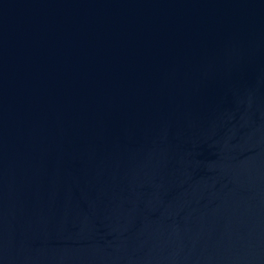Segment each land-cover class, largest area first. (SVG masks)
<instances>
[{
	"label": "water",
	"instance_id": "95a60500",
	"mask_svg": "<svg viewBox=\"0 0 264 264\" xmlns=\"http://www.w3.org/2000/svg\"><path fill=\"white\" fill-rule=\"evenodd\" d=\"M0 264H264V0H0Z\"/></svg>",
	"mask_w": 264,
	"mask_h": 264
}]
</instances>
